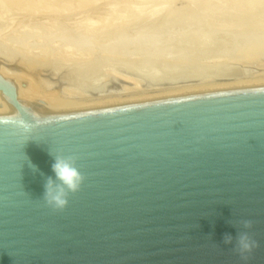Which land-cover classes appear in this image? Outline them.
Segmentation results:
<instances>
[{
    "label": "water",
    "instance_id": "1",
    "mask_svg": "<svg viewBox=\"0 0 264 264\" xmlns=\"http://www.w3.org/2000/svg\"><path fill=\"white\" fill-rule=\"evenodd\" d=\"M0 95V264H264V82L39 107L0 75ZM57 156L84 178L62 210Z\"/></svg>",
    "mask_w": 264,
    "mask_h": 264
},
{
    "label": "rangeland",
    "instance_id": "2",
    "mask_svg": "<svg viewBox=\"0 0 264 264\" xmlns=\"http://www.w3.org/2000/svg\"><path fill=\"white\" fill-rule=\"evenodd\" d=\"M0 61L71 106L261 83L264 0H0Z\"/></svg>",
    "mask_w": 264,
    "mask_h": 264
},
{
    "label": "clouds",
    "instance_id": "3",
    "mask_svg": "<svg viewBox=\"0 0 264 264\" xmlns=\"http://www.w3.org/2000/svg\"><path fill=\"white\" fill-rule=\"evenodd\" d=\"M52 171L59 183L54 185L51 178L47 180L43 201L54 210H62L67 206L69 194L79 190L84 178L76 166L75 158L71 156H57L52 165ZM238 228L240 230L237 231L234 246L241 254L249 253L256 247V242L250 238L248 233L251 221H240ZM223 243L225 245L233 244V237L230 234H225Z\"/></svg>",
    "mask_w": 264,
    "mask_h": 264
},
{
    "label": "bare ground",
    "instance_id": "4",
    "mask_svg": "<svg viewBox=\"0 0 264 264\" xmlns=\"http://www.w3.org/2000/svg\"><path fill=\"white\" fill-rule=\"evenodd\" d=\"M5 57V56H4ZM10 63H6V62H1L0 63V75L10 81H13L15 84H17V95L19 98L26 100L30 105L32 106H39V107H60L59 105H65V106H71L69 103H67L65 100H61V98L59 96L54 97L55 95H51L50 93L46 92H42V89L39 90L38 85L36 86V81L35 79L31 78L30 76L27 77L26 74H24L19 68L17 67H11V66H4V65H9ZM26 64V63H25ZM28 64H30L28 62ZM28 67V66H27ZM235 71V70H234ZM232 72V71H231ZM226 75V74H225ZM229 75V74H228ZM234 76L235 78H231V76ZM232 75L230 74V77H228V79L231 78V80H235V82L233 83H246L244 80L242 81V79L238 80V78L236 79L237 74L236 73H232ZM232 76V77H233ZM242 76V75H241ZM240 76V77H241ZM125 77V76H124ZM223 78V79H227ZM239 77V75H238ZM239 77V78H240ZM247 78V77H246ZM250 78V77H249ZM256 78V77H255ZM123 79V78H122ZM251 79V78H250ZM252 79H254L252 77ZM240 81V82H236V81ZM22 81H26V84L24 86H19L20 82ZM36 83V84H35ZM211 83V82H210ZM233 83H225V85L228 86V84H233ZM243 83L241 85H243ZM250 83V82H249ZM19 84V85H18ZM44 84V83H43ZM137 84V83H136ZM202 84V83H201ZM199 84V85H201ZM209 84V82H208ZM204 86H206L205 84H203ZM211 85V84H209ZM218 85V84H216ZM46 86V85H45ZM219 86V85H218ZM202 87V86H201ZM216 87V86H215ZM53 88V87H52ZM192 88V87H191ZM183 89V88H180ZM179 89V90H180ZM187 89V88H186ZM195 89V88H194ZM184 91V90H180ZM186 91V90H185ZM190 91V90H189ZM66 92V91H65ZM69 92V91H68ZM175 92V91H174ZM178 92V91H177ZM170 93V92H169ZM58 95V94H56ZM138 97V96H137ZM7 105H15L13 102L11 101H7L5 99H3L0 95V106H7Z\"/></svg>",
    "mask_w": 264,
    "mask_h": 264
}]
</instances>
